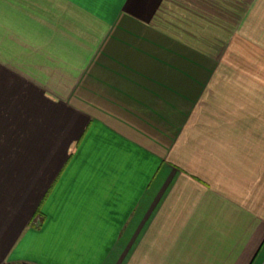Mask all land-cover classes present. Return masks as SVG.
I'll list each match as a JSON object with an SVG mask.
<instances>
[{"label":"crops","instance_id":"crops-1","mask_svg":"<svg viewBox=\"0 0 264 264\" xmlns=\"http://www.w3.org/2000/svg\"><path fill=\"white\" fill-rule=\"evenodd\" d=\"M264 264V0H0V264Z\"/></svg>","mask_w":264,"mask_h":264},{"label":"built area","instance_id":"built-area-1","mask_svg":"<svg viewBox=\"0 0 264 264\" xmlns=\"http://www.w3.org/2000/svg\"><path fill=\"white\" fill-rule=\"evenodd\" d=\"M2 264H15V263H13L12 261H5Z\"/></svg>","mask_w":264,"mask_h":264}]
</instances>
